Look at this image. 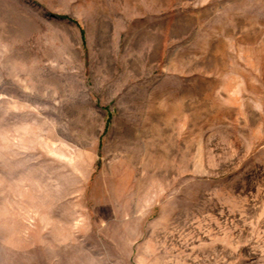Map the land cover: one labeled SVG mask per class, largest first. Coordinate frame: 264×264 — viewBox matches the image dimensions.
<instances>
[{
	"label": "rangeland",
	"instance_id": "obj_1",
	"mask_svg": "<svg viewBox=\"0 0 264 264\" xmlns=\"http://www.w3.org/2000/svg\"><path fill=\"white\" fill-rule=\"evenodd\" d=\"M0 264H264V0H0Z\"/></svg>",
	"mask_w": 264,
	"mask_h": 264
}]
</instances>
